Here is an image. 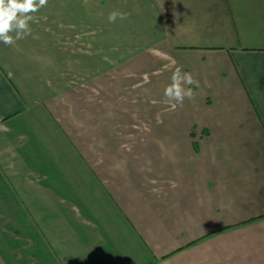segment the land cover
<instances>
[{
    "label": "crops",
    "instance_id": "crops-1",
    "mask_svg": "<svg viewBox=\"0 0 264 264\" xmlns=\"http://www.w3.org/2000/svg\"><path fill=\"white\" fill-rule=\"evenodd\" d=\"M32 15L0 42V264H264V0ZM172 59L199 87L163 112L146 97L161 103ZM119 103L137 108L110 130Z\"/></svg>",
    "mask_w": 264,
    "mask_h": 264
},
{
    "label": "clouds",
    "instance_id": "clouds-1",
    "mask_svg": "<svg viewBox=\"0 0 264 264\" xmlns=\"http://www.w3.org/2000/svg\"><path fill=\"white\" fill-rule=\"evenodd\" d=\"M48 0H0V42L13 46L18 40L31 34L29 21L34 13L46 7ZM117 18L124 20L127 14L112 11L108 15V22L114 23ZM174 70L171 82L164 89V102L173 109L183 106L185 99H194L195 93L191 85L199 87V81L190 72L183 71L182 66L172 59ZM2 127V126H0Z\"/></svg>",
    "mask_w": 264,
    "mask_h": 264
},
{
    "label": "rangeland",
    "instance_id": "rangeland-1",
    "mask_svg": "<svg viewBox=\"0 0 264 264\" xmlns=\"http://www.w3.org/2000/svg\"><path fill=\"white\" fill-rule=\"evenodd\" d=\"M68 1V0H67ZM66 27H68V24H66ZM78 27V25H77ZM73 33H75V31H73ZM77 33V32H76ZM85 40V39H84ZM114 41L113 40H109V41H105V40H98V44L100 46H103L106 48V50H108L110 48V44L113 43ZM86 44H88V42H86ZM136 58V56L132 57L130 60ZM132 62V61H130ZM131 69V68H130ZM128 73V71H127ZM138 75L137 73H132L130 71V75L128 77V79H135V80H138L137 79ZM139 78V77H138ZM127 88V87H126ZM140 91L139 89H136V88H128L124 91V95L131 98V99H136L135 95L137 94V92ZM162 100H161V103H156V104H153V99H151V97L147 94V97H146V103H147V106L148 104H150L151 106L153 105L155 107L156 105V109L157 110H160L162 109V111H166V110H170V106L168 104H166L164 102V98L161 97ZM157 100V99H156ZM159 101V100H158ZM101 107V105H99ZM137 108V105L136 104H129V105H121L120 103L117 104V105H114L113 108H111L108 112L109 116H112V117H108L107 119V125H109V129L111 130L113 128V125L114 123H117V124H120L121 123V120L116 116L117 114H125L126 117H128V113L131 111V109H136ZM129 118V117H128ZM104 122V121H103ZM132 123H140V121L137 119V117H134L132 119ZM117 126V125H116ZM98 140L99 142H102V139L100 136H98Z\"/></svg>",
    "mask_w": 264,
    "mask_h": 264
}]
</instances>
